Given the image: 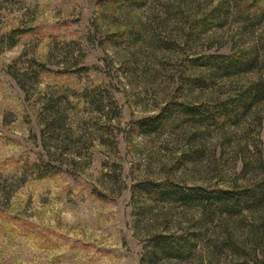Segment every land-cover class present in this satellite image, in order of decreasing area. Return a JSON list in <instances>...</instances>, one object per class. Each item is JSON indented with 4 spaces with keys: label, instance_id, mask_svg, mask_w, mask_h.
Here are the masks:
<instances>
[{
    "label": "rangeland",
    "instance_id": "374dc122",
    "mask_svg": "<svg viewBox=\"0 0 264 264\" xmlns=\"http://www.w3.org/2000/svg\"><path fill=\"white\" fill-rule=\"evenodd\" d=\"M244 53L241 75L202 66ZM255 88L261 100L243 102ZM47 104L70 130L49 154ZM155 117L152 134L138 128ZM142 182L264 183V0H0V264H140L146 234L165 228L196 236L179 264H264V207L140 213Z\"/></svg>",
    "mask_w": 264,
    "mask_h": 264
},
{
    "label": "trees",
    "instance_id": "16d2710c",
    "mask_svg": "<svg viewBox=\"0 0 264 264\" xmlns=\"http://www.w3.org/2000/svg\"><path fill=\"white\" fill-rule=\"evenodd\" d=\"M253 59L254 58L248 53L236 56L212 55L206 58L202 66H209L223 76H237L246 73L253 67ZM35 66L40 71L45 70L43 65L35 64ZM80 70H85V68ZM22 75L24 74H21V76ZM252 93L251 95H245L242 99L244 100L243 102L253 104L256 101H260L263 97L261 95L262 92L258 91V88H255ZM46 101L48 103L49 99ZM179 106L184 111V114L189 117L200 118L202 114L205 113L204 110L200 111V109L196 107ZM244 109H246V107L242 108V110ZM43 111V121L46 120L45 115L49 121L47 120V122L42 124V149L46 150L49 154L52 149L51 141H59V143L64 142L62 140L60 141V136L58 134L56 136L54 134L55 132L59 133V131H64L63 129L66 128L65 116L63 117L56 113L48 104L45 105ZM234 111L235 110L230 108L224 111L222 109L216 110V113L224 115L233 113L235 114L233 117H235L237 115ZM119 113L120 112L117 110L116 115L119 116ZM163 120L164 118L162 117L149 118L138 122L137 125L141 131L150 135L161 126ZM51 131H53V133L46 137V132L50 133ZM66 131L70 132L67 128ZM40 168V166L34 164V171L38 173L39 177H43L50 170H53L52 166L49 165H46L42 170H40ZM132 192L133 201L136 196L144 197V200L140 202V204L142 203L144 205L143 207L136 205L138 201L137 203L134 202L135 210L133 209V213H135L133 217L136 221L138 220L139 223L144 221L143 218L139 219L140 207V213L141 211L143 213H149L150 211L162 212L161 210L164 206L179 207L182 210L197 209L201 214H205L204 216L207 218L213 215H225L230 217L232 215H240L244 210L250 212L264 207V183L259 185L256 189H248L247 191L238 193L223 189L209 191L201 187L180 186L169 182H142L136 184ZM138 229L139 225L135 224V232ZM167 229L168 228H165L160 232L157 231L155 233L146 234L147 236L140 256V264H179L189 261L193 257L196 251V236L192 234L189 235L187 232L184 235V233L180 234Z\"/></svg>",
    "mask_w": 264,
    "mask_h": 264
}]
</instances>
